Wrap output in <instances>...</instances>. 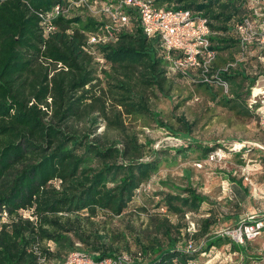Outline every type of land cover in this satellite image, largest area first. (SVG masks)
Returning <instances> with one entry per match:
<instances>
[{
    "label": "trees",
    "instance_id": "16d2710c",
    "mask_svg": "<svg viewBox=\"0 0 264 264\" xmlns=\"http://www.w3.org/2000/svg\"><path fill=\"white\" fill-rule=\"evenodd\" d=\"M70 1L78 0H0V212H6L10 219L9 224L0 228V264H39L34 247L57 240L66 231L56 218L59 214L87 211L121 215L140 186L159 167L158 160H142L143 147L134 138L128 137L120 148L115 143L100 144L90 135L81 136L66 129L67 121L81 117L88 100L86 88L95 80L87 35L100 25L94 19L83 21L65 13L52 21L56 30L46 34L39 14L56 6L67 7ZM151 1L158 7L166 4L165 7L201 11L210 20L215 33L212 43L218 52L228 48L229 40L221 36L222 32L235 33L236 24L254 4L247 0L240 16L236 0ZM234 18L238 20L230 27ZM118 40L116 46L98 47L97 54L104 56L106 64L130 71L141 68L142 85L156 87L168 97L165 84L169 77L190 81L185 75L170 72L159 56L157 42L148 39L140 28L122 33ZM224 78L231 81L235 76L229 73ZM128 86H119L124 94L118 104L131 114L151 113L142 100H133L132 87ZM80 92L85 93L77 96ZM180 122L189 134L192 125L183 118ZM114 124L120 126L119 121ZM212 151L213 148H204L206 155ZM94 162L96 168L90 166ZM56 182L62 185L61 192L56 191ZM185 193V197L163 194L165 206L176 213L196 211L203 197L192 189ZM25 211H32L33 220L23 217ZM167 231L170 234V229ZM225 239L228 238L219 236L207 240L205 251L221 246ZM170 240L167 248H156V256L145 264H189L196 259V252L179 249L177 241L171 236ZM92 256L101 261L113 254Z\"/></svg>",
    "mask_w": 264,
    "mask_h": 264
},
{
    "label": "rangeland",
    "instance_id": "374dc122",
    "mask_svg": "<svg viewBox=\"0 0 264 264\" xmlns=\"http://www.w3.org/2000/svg\"><path fill=\"white\" fill-rule=\"evenodd\" d=\"M236 1L241 16L247 0ZM98 8L87 0L70 1L68 16L100 23ZM221 36L229 43L227 49L218 52V66L234 64L229 72L235 78L227 80L229 94L221 88L169 77L165 97L156 87L141 84V68L130 71L101 63L99 51L91 55L90 68L95 80L86 88L88 100L81 117L67 121L66 129L81 136L90 135L100 144L115 143L120 148L128 137L134 138L143 147L142 160H158L159 167L140 186L121 215L87 211L59 214L56 218L66 231L57 240L42 243V251L38 245L34 247L41 258L39 264H59L76 251L95 256L111 253L112 258L120 257L123 264H145L156 256V248L169 246L170 236L179 249L196 252V259L189 264H264V232L240 249L229 239L207 251L204 247L207 240L219 237L221 231L238 225L252 212L264 214V53L259 55L250 48L249 58L237 66L235 33L231 30ZM118 43L119 40L111 46ZM122 84H129L133 100H142L151 113L131 114L120 106ZM181 118L192 125L189 134ZM116 121L120 126L114 124ZM204 148L213 151L206 155ZM90 166L96 168L97 164ZM54 186L57 192L63 190L60 182ZM188 189L203 197L196 211L176 213L165 206L163 194L185 197ZM22 215L33 220L32 211ZM9 220L6 212H0V228Z\"/></svg>",
    "mask_w": 264,
    "mask_h": 264
},
{
    "label": "built area",
    "instance_id": "2783aa9c",
    "mask_svg": "<svg viewBox=\"0 0 264 264\" xmlns=\"http://www.w3.org/2000/svg\"><path fill=\"white\" fill-rule=\"evenodd\" d=\"M94 4L99 7L100 25L87 35L90 55H96L98 47L111 45L122 33L133 32L138 27L148 39L157 42L159 56L168 64L170 72L185 75L194 83L219 87L229 94V83L224 74H229L234 64L217 66L219 53L212 43L215 33L210 20L201 11L158 7L151 0H98ZM249 10V14L235 26L239 52L235 62L237 66L246 62L251 46H259L264 53L263 8L252 5ZM68 12L67 4V7L56 6L45 14H39L45 33L54 32L52 21ZM98 60L105 63L103 55L99 54ZM263 232L264 214L260 216L252 212L241 223L218 235L243 246L259 238ZM59 264H123V260L110 257L96 261L92 255L76 251Z\"/></svg>",
    "mask_w": 264,
    "mask_h": 264
},
{
    "label": "crops",
    "instance_id": "0c3cea01",
    "mask_svg": "<svg viewBox=\"0 0 264 264\" xmlns=\"http://www.w3.org/2000/svg\"><path fill=\"white\" fill-rule=\"evenodd\" d=\"M252 5H256V8H263V12H264V1L263 2H259V4H252ZM256 18V17H255ZM251 48H252V51L253 50H255L259 55H260V53H261V51H260V47L259 46H251ZM251 49H250V53H249V56L251 55ZM262 54V53H261ZM249 58V57H248ZM263 109V108H262ZM258 111V110H257ZM256 112V111H255ZM253 213H256L257 214V212L256 211H254Z\"/></svg>",
    "mask_w": 264,
    "mask_h": 264
}]
</instances>
